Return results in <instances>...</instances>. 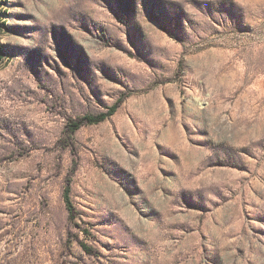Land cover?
<instances>
[{
	"label": "rangeland",
	"instance_id": "rangeland-1",
	"mask_svg": "<svg viewBox=\"0 0 264 264\" xmlns=\"http://www.w3.org/2000/svg\"><path fill=\"white\" fill-rule=\"evenodd\" d=\"M2 7L0 264H264V0Z\"/></svg>",
	"mask_w": 264,
	"mask_h": 264
},
{
	"label": "trees",
	"instance_id": "trees-1",
	"mask_svg": "<svg viewBox=\"0 0 264 264\" xmlns=\"http://www.w3.org/2000/svg\"><path fill=\"white\" fill-rule=\"evenodd\" d=\"M3 3L4 0H0V18L3 16V14L6 13V11H3ZM5 26V22L1 21L0 19V31L1 27ZM7 55V51L5 49V46L0 43V62L5 58ZM124 98L122 97L118 101H116L113 105H111L108 110L96 113V114H86L81 117H79L76 120H72L70 124H68V129L71 132H75L79 130L82 126L85 125H94V124H99L108 118H110L112 115L116 113L118 110L120 104L123 102ZM71 184H72V176L69 175L66 180V185L64 187L63 191V198L65 201L66 208L69 212V218L70 220L75 219V206L73 204V201L71 199Z\"/></svg>",
	"mask_w": 264,
	"mask_h": 264
}]
</instances>
